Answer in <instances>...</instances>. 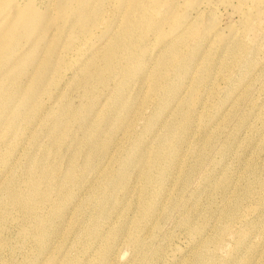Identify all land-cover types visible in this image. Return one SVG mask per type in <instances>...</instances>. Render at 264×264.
Here are the masks:
<instances>
[{"label": "rangeland", "instance_id": "rangeland-1", "mask_svg": "<svg viewBox=\"0 0 264 264\" xmlns=\"http://www.w3.org/2000/svg\"><path fill=\"white\" fill-rule=\"evenodd\" d=\"M237 1L206 0L212 46L171 31L188 0H0V264H264V0L254 29Z\"/></svg>", "mask_w": 264, "mask_h": 264}, {"label": "bare ground", "instance_id": "bare-ground-1", "mask_svg": "<svg viewBox=\"0 0 264 264\" xmlns=\"http://www.w3.org/2000/svg\"><path fill=\"white\" fill-rule=\"evenodd\" d=\"M237 2L239 4V5L237 4L238 8L241 9V11L244 13V22H246L248 24V27H252V29H254L258 25L255 24L256 22L253 20V15L248 13V11H253V10H250L248 8V6L242 0H238ZM209 7H210V5L206 2V0H188V2L181 8L182 12L179 13V17L177 20H175V26L171 28V31L174 32L176 29H180V32H182L184 29L196 28V27L203 25L204 26V31H203V36H202L203 41L206 44H210L211 42H213L211 44L213 46V44L216 42L217 38L218 37L220 38L221 34L224 32H223L222 28L216 30L217 25L211 26L205 22L206 10ZM212 9H214V8H212ZM212 9H211V11H212ZM190 11H193L195 14L193 19L191 18ZM209 13L210 12H208V14ZM166 18H172V12L170 15L167 14ZM163 28H164V23H161L158 26V29H159V31H161ZM224 30H226V28H224ZM149 33H150V37H149ZM149 33H147V32L141 33L137 38V42H136L135 46L140 45V44L145 45L146 42L149 40L148 46L150 47L152 44L151 42H153L152 41L153 39H155V41H159V38H160L159 32L156 31V29L154 27L149 31ZM178 34H177V36H178ZM188 34H191V31H189ZM230 36L231 37H227V39L224 41V48L225 49H227L228 46H230L231 44H236L239 42L238 44H236L238 47H240V46L244 47V52L246 50H248V49H246L247 47L244 46V42H240V41H242L241 39H239L241 36L237 35L236 31H231ZM177 38H179V37H177ZM206 48H207V46L205 47V49ZM246 56H248L250 62H252L254 60V57H255L254 53H252V52H250L249 54H246ZM243 58L244 57H242V59ZM153 79L156 80L157 78H153Z\"/></svg>", "mask_w": 264, "mask_h": 264}]
</instances>
